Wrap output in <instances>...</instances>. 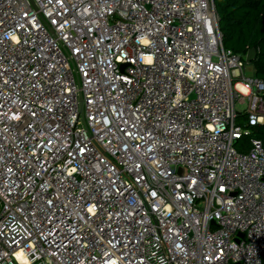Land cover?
<instances>
[{
    "label": "built area",
    "instance_id": "obj_1",
    "mask_svg": "<svg viewBox=\"0 0 264 264\" xmlns=\"http://www.w3.org/2000/svg\"><path fill=\"white\" fill-rule=\"evenodd\" d=\"M248 63L214 0H0V264H262Z\"/></svg>",
    "mask_w": 264,
    "mask_h": 264
},
{
    "label": "trees",
    "instance_id": "obj_2",
    "mask_svg": "<svg viewBox=\"0 0 264 264\" xmlns=\"http://www.w3.org/2000/svg\"><path fill=\"white\" fill-rule=\"evenodd\" d=\"M214 4L223 46L242 56L254 48L256 55L251 62L254 75L264 82V0H214ZM237 122L244 124L241 115ZM249 128L251 133L235 142L236 149L241 152L249 149L251 136L260 139L264 145V119Z\"/></svg>",
    "mask_w": 264,
    "mask_h": 264
},
{
    "label": "water",
    "instance_id": "obj_3",
    "mask_svg": "<svg viewBox=\"0 0 264 264\" xmlns=\"http://www.w3.org/2000/svg\"><path fill=\"white\" fill-rule=\"evenodd\" d=\"M255 55H256V51L254 48H251L247 51L246 53V59L248 62H252L253 59L255 58ZM242 235V234H241Z\"/></svg>",
    "mask_w": 264,
    "mask_h": 264
},
{
    "label": "rangeland",
    "instance_id": "obj_4",
    "mask_svg": "<svg viewBox=\"0 0 264 264\" xmlns=\"http://www.w3.org/2000/svg\"><path fill=\"white\" fill-rule=\"evenodd\" d=\"M253 73V66H252V63H248L247 66H246V74L247 75H250ZM241 108V107H240Z\"/></svg>",
    "mask_w": 264,
    "mask_h": 264
},
{
    "label": "crops",
    "instance_id": "obj_5",
    "mask_svg": "<svg viewBox=\"0 0 264 264\" xmlns=\"http://www.w3.org/2000/svg\"><path fill=\"white\" fill-rule=\"evenodd\" d=\"M253 73H254V68H253Z\"/></svg>",
    "mask_w": 264,
    "mask_h": 264
}]
</instances>
